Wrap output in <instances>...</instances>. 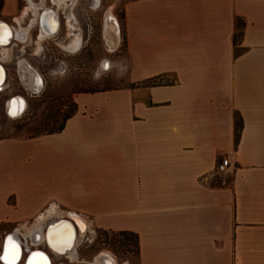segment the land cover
Segmentation results:
<instances>
[{
  "label": "crops",
  "instance_id": "1",
  "mask_svg": "<svg viewBox=\"0 0 264 264\" xmlns=\"http://www.w3.org/2000/svg\"><path fill=\"white\" fill-rule=\"evenodd\" d=\"M125 27L135 87L78 93L62 131L1 141L0 223L55 205L136 233L138 264H264V0H134Z\"/></svg>",
  "mask_w": 264,
  "mask_h": 264
},
{
  "label": "rangeland",
  "instance_id": "2",
  "mask_svg": "<svg viewBox=\"0 0 264 264\" xmlns=\"http://www.w3.org/2000/svg\"><path fill=\"white\" fill-rule=\"evenodd\" d=\"M132 1L134 0H65L58 6L53 0H43L44 6L51 7L58 13L61 26L50 38L39 39L41 32L35 22L26 41L14 40L10 45V56L4 61L8 68V82L4 89H0V143L7 139H29L57 129L66 116L75 112V95L78 93L131 85L125 12L127 4ZM41 2L42 0H17L16 10L12 14H3V8L0 9V20L4 19L18 28L28 27L35 19L32 4ZM108 13L114 15L117 27V41L113 51L109 50L104 33ZM76 32L82 36L81 48L74 52L66 51L62 44L73 39ZM19 58H25L42 75L43 87L39 92L30 87L32 92H29L25 88L22 79L23 75L26 78V74L23 71L22 75L18 67ZM103 60L110 61L108 68H101ZM19 95L26 100V107L19 116L9 115L6 110L9 99ZM33 221L34 219L27 224ZM21 225L0 223V253L6 235L19 229ZM22 232L26 233L25 230ZM90 235L87 233L80 237L75 260L54 252L48 242L40 248L50 254L53 264H92V260L101 252L112 254L119 264H138L134 236L95 227L93 237L90 238ZM19 236L20 240L26 242L22 234ZM24 257L20 264H24ZM0 264L5 263L0 261Z\"/></svg>",
  "mask_w": 264,
  "mask_h": 264
},
{
  "label": "bare ground",
  "instance_id": "3",
  "mask_svg": "<svg viewBox=\"0 0 264 264\" xmlns=\"http://www.w3.org/2000/svg\"><path fill=\"white\" fill-rule=\"evenodd\" d=\"M53 2L60 6L65 2V0H53ZM38 9L39 6H37V8H33L32 4V10L35 14V19H33L28 27H13L4 20H0V25L6 26L5 28H0V36H2V42H0V52L3 56L2 58L10 56L11 47L8 45H10L11 35L13 34V32L16 33L15 36H17L18 40L24 42L28 39L30 28L33 26V23L37 22L36 16L38 14ZM45 14H48V18L45 19V17H43L39 20L40 27L43 31H41L39 39L50 38L59 30L60 21L58 19L57 13L52 11L50 8H46ZM108 15L109 13L105 17L104 33L108 48L110 51H113L115 43L117 41V27L115 25L114 15L112 13L111 15ZM76 33L73 39H71L67 43L62 44V47L66 51L74 52L78 51L81 48V45L83 43L82 36L80 33ZM103 61H105V63ZM103 61L101 64V68H108L110 66V61ZM18 65L22 75L24 71L26 74V78H30L27 82H25L27 88L29 89L30 87L32 90H35V77L30 68L27 67L25 59L19 60ZM7 77L8 72L6 70V67L5 65L0 63V89L5 88L4 84L7 81ZM23 79L25 80L24 75ZM37 90L38 89H36V92H39V90ZM23 100L24 99L20 98L16 99V97L9 100L7 109L10 115H13V111H15V115H20L24 107H26V101ZM13 102H15V104H13ZM70 215L74 217V221L68 218V216ZM22 230H25L26 233H23ZM87 233L91 234L90 238H92L94 235V227L89 224V222L71 212L60 211L55 205H52L45 211L41 212L31 224H22L19 229H16L13 233L7 234L2 244V251L0 253V256L4 255V250L7 245L15 242L19 246V257L16 261V264L21 263L25 252L26 256L24 257V264H28L29 258H33V253H42L43 256L47 258V264H53L50 254L40 248L42 244L48 242L49 246L54 250V252L58 254L68 255L69 258L75 260L77 258L75 254L77 243L80 240V237L85 236ZM19 234H22L24 236L26 242L20 240ZM9 237H11V241L9 240ZM33 259L39 258L35 257ZM0 261L6 264L5 260L0 259ZM91 263L119 264L117 259L113 257L112 254L105 252H101L99 255H97Z\"/></svg>",
  "mask_w": 264,
  "mask_h": 264
},
{
  "label": "trees",
  "instance_id": "4",
  "mask_svg": "<svg viewBox=\"0 0 264 264\" xmlns=\"http://www.w3.org/2000/svg\"><path fill=\"white\" fill-rule=\"evenodd\" d=\"M3 5H4V0H0V9L3 8ZM236 25H237V31L234 34V44L238 45V44H240L242 36H243L244 22L242 20L238 19L236 21ZM156 84H158V82H156V80H150L148 82H140L138 85H156ZM131 86L135 87L136 84H131ZM95 91H103V90H95ZM72 114L66 116L65 120L62 122V124L57 129L50 130L46 134L62 131L65 128L66 121L72 116ZM241 129H242V123H241V121L238 120L237 125H236V139L237 140H239ZM37 135H39V134H36V136ZM118 232L121 235H127V236L131 235V236H134L136 238L137 255H139V239H138L137 234L130 232V231H118Z\"/></svg>",
  "mask_w": 264,
  "mask_h": 264
},
{
  "label": "flooded vegetation",
  "instance_id": "5",
  "mask_svg": "<svg viewBox=\"0 0 264 264\" xmlns=\"http://www.w3.org/2000/svg\"><path fill=\"white\" fill-rule=\"evenodd\" d=\"M41 4V5H40ZM45 4H44V2L42 1L41 3H39V4H33V8H37V6H39V9H38V14H37V16H36V18H37V23H38V26H39V29H40V32L42 31V29H41V27H40V24H39V20L41 19V18H43V17H45V19H47L48 17V14L46 15L45 14V10H46V8H50L52 11H54V12H56L55 11V9H53V8H51V7H47V6H44ZM44 7H45V9H44ZM57 13V12H56ZM35 15V14H34ZM57 16H58V19H59V21H60V18H59V15H58V13H57ZM31 24V23H30ZM29 24V25H30ZM12 26H14V27H16L15 25H12ZM60 26H61V21H60V25H59V29H60ZM43 32V31H42ZM16 35V33L15 32H13V34L11 35V42H10V45H12V43H13V41L14 40H18L17 39V36H15ZM21 59H25V58H19L18 59V61H17V63H19V60H21ZM25 61H26V65H27V67H29L30 68V70L34 73V76H35V84H36V89H38L39 91L42 89V87H43V78H42V75L39 73V71L34 67V66H32L26 59H25ZM19 67V66H18ZM22 77V76H21ZM30 78L29 77H27V78H25V80L24 79H22L23 80V84H24V86H25V88L29 91V92H32V91H30V89H28L27 88V86H26V83L25 82H27L28 80H29ZM7 82H8V77H7V81L5 82V84H4V86L6 87V85H7ZM37 90V91H38ZM36 92V91H35ZM14 97H16V99H18V98H20V99H24V97L23 96H11L10 97V99L9 100H11L12 98H14ZM23 101H26L25 99L23 100ZM25 108V107H24ZM7 110V113L9 114V112H8V109H6ZM24 110V109H23ZM22 110V111H23ZM21 114V113H20ZM10 115V114H9Z\"/></svg>",
  "mask_w": 264,
  "mask_h": 264
},
{
  "label": "snow or ice",
  "instance_id": "6",
  "mask_svg": "<svg viewBox=\"0 0 264 264\" xmlns=\"http://www.w3.org/2000/svg\"><path fill=\"white\" fill-rule=\"evenodd\" d=\"M6 26L0 25V28H5ZM0 42H2V36H0ZM15 104V102H13ZM15 115V111L12 112ZM11 241V237H9ZM19 257V246L12 242L10 245H7L4 250V255L0 256V259L6 261V264H16V261ZM38 257L39 259H33ZM33 258H29L28 264H47V258L43 256L42 253H33Z\"/></svg>",
  "mask_w": 264,
  "mask_h": 264
},
{
  "label": "built area",
  "instance_id": "7",
  "mask_svg": "<svg viewBox=\"0 0 264 264\" xmlns=\"http://www.w3.org/2000/svg\"><path fill=\"white\" fill-rule=\"evenodd\" d=\"M236 152L231 150L227 152L221 159L220 162L217 163L214 169V173L217 176H225L229 173V168L232 166L233 161L235 159ZM204 182V178L201 180ZM226 182V181H224Z\"/></svg>",
  "mask_w": 264,
  "mask_h": 264
}]
</instances>
